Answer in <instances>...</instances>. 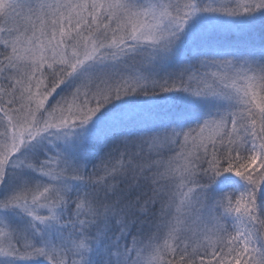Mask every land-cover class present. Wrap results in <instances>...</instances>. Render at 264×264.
Returning a JSON list of instances; mask_svg holds the SVG:
<instances>
[{
	"label": "snow or ice",
	"instance_id": "6c2138e0",
	"mask_svg": "<svg viewBox=\"0 0 264 264\" xmlns=\"http://www.w3.org/2000/svg\"><path fill=\"white\" fill-rule=\"evenodd\" d=\"M0 264H264V0H0Z\"/></svg>",
	"mask_w": 264,
	"mask_h": 264
}]
</instances>
